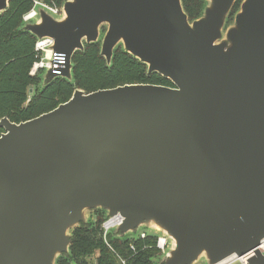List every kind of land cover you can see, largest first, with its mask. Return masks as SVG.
<instances>
[{"label": "water", "instance_id": "95a60500", "mask_svg": "<svg viewBox=\"0 0 264 264\" xmlns=\"http://www.w3.org/2000/svg\"><path fill=\"white\" fill-rule=\"evenodd\" d=\"M237 1L205 0L194 20L182 0L36 7L21 29L65 57L42 88L72 81L74 54L96 42L109 66L122 43L174 86L76 89L32 119H0V264H58L95 209L105 241L167 237L155 264H264V0H241L225 29Z\"/></svg>", "mask_w": 264, "mask_h": 264}, {"label": "trees", "instance_id": "16d2710c", "mask_svg": "<svg viewBox=\"0 0 264 264\" xmlns=\"http://www.w3.org/2000/svg\"><path fill=\"white\" fill-rule=\"evenodd\" d=\"M32 1L10 0L9 7L0 15V119L7 117L16 123L32 119L68 101L76 89L89 93L125 84L174 86L170 79L159 73L148 75L146 64L121 50H115L109 66L100 54V42H96L86 44L85 50L74 54L72 81L58 77L42 88L40 72L31 74L37 60V38L21 29L22 17L32 7ZM182 1L190 20L201 16L205 0ZM240 2L236 3L233 12ZM31 85L36 89H30ZM30 90L33 92L26 104ZM3 132L0 127V135ZM106 218L105 212L97 211L95 222L75 228L70 255L61 256L58 264H90L89 257L96 254V264H155V259L162 255L157 248L156 236L120 238L109 234L105 241L102 224Z\"/></svg>", "mask_w": 264, "mask_h": 264}, {"label": "built area", "instance_id": "2783aa9c", "mask_svg": "<svg viewBox=\"0 0 264 264\" xmlns=\"http://www.w3.org/2000/svg\"><path fill=\"white\" fill-rule=\"evenodd\" d=\"M36 2L41 3V5L42 4L47 5L43 2H39L38 0H36ZM46 8L55 14L62 13L57 8H53V7H50V8L46 7ZM35 13H36L35 11H32L29 14V16H33ZM51 44H52V40L50 39H42V40L37 39L36 40L35 51L37 53L36 55L37 60L34 62V65L31 69V74H37L38 72H43L46 68L51 67L52 72L54 74L62 76V68H64V65H65V57L63 54H60L54 51L50 47ZM102 228L105 233V230L109 228V226L108 224L103 223ZM147 236H149L147 232L140 233V238H145ZM156 237H157V248L161 250V253L165 252L169 247L168 238L165 236H156ZM132 248L135 250L134 246H132ZM263 249H264V244H263ZM250 256L251 254L247 256H242V257H234L224 264H249L248 259Z\"/></svg>", "mask_w": 264, "mask_h": 264}, {"label": "rangeland", "instance_id": "374dc122", "mask_svg": "<svg viewBox=\"0 0 264 264\" xmlns=\"http://www.w3.org/2000/svg\"><path fill=\"white\" fill-rule=\"evenodd\" d=\"M10 1V0H9ZM39 2H43V3H45V4H47V5H44V4H42L41 5V3H37L36 2V0H33L32 2H33V4H32V7L30 8V10L28 11V12H26L24 15H23V17H22V21L23 22H25L26 20H28L29 19V14L32 12V11H34L35 9H36V7L39 5V6H46V7H48V8H50V7H53V8H57L59 11H61L62 12V10H63V6H64V4H65V2L67 1V0H38ZM238 1H241V0H238ZM237 1V2H238ZM236 2V3H237ZM236 5V4H235ZM240 5H241V2H240ZM240 9V6L237 8V10H235L234 12H233V10H232V13L230 14V16H229V19H228V21H227V24H226V28L225 29H227L232 23H233V21H234V15L236 14V12L238 11ZM105 31H106V25H103L102 26V28H101V32H102V35L105 33ZM226 31V30H225ZM101 43V42H100ZM122 51V52H125L124 51V47H123V44L122 43H120L118 46H117V48H116V51ZM41 73L42 72H40V75H41ZM40 85H41V83H42V80H40ZM37 86V85H36ZM33 89V88H35L36 89V87L34 86V85H31L30 86V89ZM29 93H30V95H29V98H28V100L26 101V104L29 102V100H30V97H31V92L30 91H28ZM97 211H102V210H100V209H95L94 210V212H92V213H90V222H95V218H96V216H97ZM103 212V211H102ZM108 237V236H107ZM96 259H97V254L95 255V256H90L89 257V261H90V264H96ZM203 262H204V258H202L200 261H199V263L198 264H203Z\"/></svg>", "mask_w": 264, "mask_h": 264}, {"label": "bare ground", "instance_id": "6f19581e", "mask_svg": "<svg viewBox=\"0 0 264 264\" xmlns=\"http://www.w3.org/2000/svg\"><path fill=\"white\" fill-rule=\"evenodd\" d=\"M264 249L262 248V251H263Z\"/></svg>", "mask_w": 264, "mask_h": 264}]
</instances>
